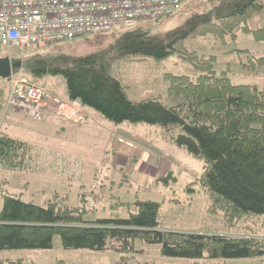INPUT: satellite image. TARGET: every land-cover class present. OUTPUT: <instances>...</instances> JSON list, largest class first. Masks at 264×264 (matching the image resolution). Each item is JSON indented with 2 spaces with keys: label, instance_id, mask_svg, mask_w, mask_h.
Returning <instances> with one entry per match:
<instances>
[{
  "label": "trees",
  "instance_id": "trees-1",
  "mask_svg": "<svg viewBox=\"0 0 264 264\" xmlns=\"http://www.w3.org/2000/svg\"><path fill=\"white\" fill-rule=\"evenodd\" d=\"M187 3L182 0L179 12ZM263 10L264 0H223L206 13L192 15L181 27L165 35L140 27L142 22L157 24L160 20L142 21L122 30L109 47L91 54L51 50L77 47L75 41L34 48L24 57L14 55V66L21 65L14 69V75L38 84L47 78H61L69 101L80 103L85 110L114 124L159 126L163 140L204 161L198 184L211 197L209 212H223L230 225L244 216L264 217V88L235 85L225 72H216L214 58L202 60L181 49L191 37H223L231 31L252 34L264 42V26L254 30L248 24ZM109 34L112 33L81 40ZM176 55L200 74L196 78L165 75L173 105L153 97L130 99L128 88L114 75L115 64L121 60L150 58L162 62ZM255 66L264 69V55L257 58ZM28 146L0 136V166L23 169L31 151ZM195 185H188L189 193H196ZM132 206L135 210L127 218L90 221L86 219L89 210L85 205L70 207L68 195L62 197L54 192L51 200L39 206L24 201L22 195L7 193L0 210V251L51 250L59 237L66 250L116 251L122 264L138 252L134 247L137 240L160 246L162 257L195 262L264 258V240L166 231L159 221V202L137 201ZM0 264L21 263L0 260Z\"/></svg>",
  "mask_w": 264,
  "mask_h": 264
},
{
  "label": "rangeland",
  "instance_id": "rangeland-1",
  "mask_svg": "<svg viewBox=\"0 0 264 264\" xmlns=\"http://www.w3.org/2000/svg\"><path fill=\"white\" fill-rule=\"evenodd\" d=\"M187 1L189 3L184 5L183 11L176 15L157 24L142 22L140 27L151 28L152 33L165 35L181 27L192 15L206 13L223 0ZM248 24L254 30L262 28L264 10L255 14ZM120 32L106 37L78 39L74 44L79 45L74 48L55 47L51 50L74 55L91 54L109 47ZM231 32L223 37L213 34L191 37L182 44L181 49L202 60L214 58L216 72L219 75L225 72L235 85L264 88V69L255 66L257 58L264 55V42L257 41L252 34ZM167 74L196 78L200 72L179 55L162 62L150 58H131L118 61L114 68V75L128 88L130 99L139 101L153 97L173 105L168 92L170 82L165 79ZM40 84L66 95L65 83L61 78H47ZM8 91L9 83L0 79V136L6 134L33 144L28 146L31 151L26 156L23 169H6L8 173H0V208L3 195L7 193L22 195L24 201L44 206L56 191L62 197L68 195L70 207L85 205L89 210L86 219L95 221L127 218L129 212L135 210L131 207L135 202L152 201L161 204L159 221L164 230L168 229L166 231L264 240V217L244 216L230 225L223 212H209L211 197L198 184L204 161L163 140L159 126L117 125L87 110L89 116L86 122L80 125L62 122V127L66 129L63 132L56 124L36 121L24 111L4 108ZM63 134L76 144L64 151L71 154V167L66 169L63 163L55 166V163L46 161L44 155L49 148L46 141L54 144ZM126 140L131 141V153L137 159L146 157L144 162L154 169L152 173L142 171V166L134 167L136 162H131V159L129 162L122 160V165L115 157L114 150L119 145L126 146ZM164 175L171 176L158 183L157 179ZM192 183H197L193 186L196 193L187 190ZM134 247L138 252L128 256L127 264H264V258L204 259L199 262L167 258L161 256L160 246L140 240L135 241ZM0 260L21 264H58L60 261L66 264H122L121 255L116 251L66 250L59 237L55 238L51 250H4L0 251Z\"/></svg>",
  "mask_w": 264,
  "mask_h": 264
},
{
  "label": "built area",
  "instance_id": "built-area-1",
  "mask_svg": "<svg viewBox=\"0 0 264 264\" xmlns=\"http://www.w3.org/2000/svg\"><path fill=\"white\" fill-rule=\"evenodd\" d=\"M181 8L182 0H0V55L24 57L34 48L169 18ZM7 108L25 111L36 121L47 113L74 124L87 120L81 104L20 75L10 79Z\"/></svg>",
  "mask_w": 264,
  "mask_h": 264
},
{
  "label": "crops",
  "instance_id": "crops-1",
  "mask_svg": "<svg viewBox=\"0 0 264 264\" xmlns=\"http://www.w3.org/2000/svg\"><path fill=\"white\" fill-rule=\"evenodd\" d=\"M60 96H62L65 99H67L66 95L63 96L60 93ZM87 114H88V112H87ZM41 121L44 122V123L56 124V127L61 129L63 132H65V130H66L64 127H62V124H63L62 122L66 123L65 120L58 119V118L54 117L52 114H50V113H47L45 115V117L43 118V120H41ZM2 135L8 136L6 134H2ZM60 135H61V133H60ZM8 137H10V136H8ZM10 138H12V137H10ZM12 139H14V138H12ZM58 139H59L58 142H56L54 144H52L51 142L49 143V141H46V143H48L49 145L44 143L47 146H49V148L46 147L48 151H47L46 154H44L45 155V160L55 163L54 164L55 166H57V164L63 163V166L66 169L69 166L71 167V165H69V163L71 162V159L69 158V157H71V154H65L67 152H64V151H66L67 149L73 148L74 147L73 145H76V144L72 140H70L69 138H66L65 134H63L61 136V138L58 136ZM17 141L23 142V143H25L27 145L33 144L31 142H25V141H22V140H17ZM127 143H128L127 145L125 144L126 146L119 145L117 150H114L115 151L114 152L115 157L119 158L120 163L122 162V160H124V161L128 160L126 162H129V159H131V162H133V163L136 162V163H134V167H135V165H137V167L142 166L141 167L142 171H148V172L152 173L154 171V169L152 167H150L146 162H144V161H146V157L143 160L137 159L138 157L134 156V154L131 153V150H132L131 141L130 142L127 141ZM51 147H54L55 149H51ZM121 164L123 165L124 162H122ZM121 164H119V165H121ZM0 173H8V172L6 171V169L1 167ZM165 176L166 175H164L162 177H165ZM54 192H56V191H54ZM1 208H2V206H1ZM1 208H0V210H1ZM161 227H162V225H161ZM162 228L164 229V227H162ZM166 230H168V229H166Z\"/></svg>",
  "mask_w": 264,
  "mask_h": 264
},
{
  "label": "water",
  "instance_id": "water-1",
  "mask_svg": "<svg viewBox=\"0 0 264 264\" xmlns=\"http://www.w3.org/2000/svg\"><path fill=\"white\" fill-rule=\"evenodd\" d=\"M15 68H21V65H16L12 63V61L7 57L0 58V79L8 80L14 73Z\"/></svg>",
  "mask_w": 264,
  "mask_h": 264
}]
</instances>
